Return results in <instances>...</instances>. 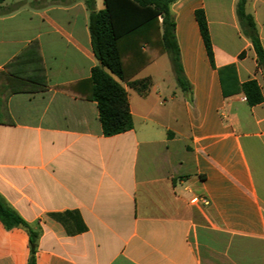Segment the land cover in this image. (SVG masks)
Here are the masks:
<instances>
[{
  "label": "crops",
  "instance_id": "obj_1",
  "mask_svg": "<svg viewBox=\"0 0 264 264\" xmlns=\"http://www.w3.org/2000/svg\"><path fill=\"white\" fill-rule=\"evenodd\" d=\"M94 1L104 9V0ZM238 2L171 6L191 90L144 74L169 56L161 31L153 32L140 43L148 63L120 81L133 129L110 137L92 99L99 61L87 0L2 3L0 70L37 41L47 78L43 90L12 93V123H0V197L38 232L35 264H264V71L242 32ZM246 12L264 50V0H247ZM147 78L145 94L129 85ZM251 80L263 96L253 106L242 89ZM12 85L0 77V93ZM30 257L28 229L0 221V264Z\"/></svg>",
  "mask_w": 264,
  "mask_h": 264
},
{
  "label": "trees",
  "instance_id": "obj_2",
  "mask_svg": "<svg viewBox=\"0 0 264 264\" xmlns=\"http://www.w3.org/2000/svg\"><path fill=\"white\" fill-rule=\"evenodd\" d=\"M6 0H0V6ZM178 0H104V9L95 10V1L87 0L90 10L89 30L93 52L99 64L92 69V99L97 102L103 135L106 137L121 134L133 129L128 96L121 82L128 81L147 63L146 53L140 43L153 32L161 31V44L169 56L178 85L190 91L180 58L176 39V23L171 6ZM247 0H239L237 13L242 32L251 40L257 55L259 68L264 71V50L252 15L246 12ZM200 32L210 58L214 61L212 40L204 10L195 13ZM131 41H128V38ZM127 41L125 42V40ZM31 65L32 74L27 75L11 69L13 66ZM13 82L5 93H0V123H12L7 101L12 93L39 91L47 87V78L40 46L32 42L6 67L0 70ZM151 84L149 78L130 82V87L145 94ZM242 89L250 105L263 100L261 89L255 80L243 84ZM0 221L7 227L22 226L30 235L31 257L29 264H35L38 232L0 197Z\"/></svg>",
  "mask_w": 264,
  "mask_h": 264
},
{
  "label": "rangeland",
  "instance_id": "obj_3",
  "mask_svg": "<svg viewBox=\"0 0 264 264\" xmlns=\"http://www.w3.org/2000/svg\"><path fill=\"white\" fill-rule=\"evenodd\" d=\"M9 1H24V0H9ZM149 72L152 75H158L160 79H165V82L173 81L175 79V74L173 70V66L169 56L164 55L152 68L146 71L144 74Z\"/></svg>",
  "mask_w": 264,
  "mask_h": 264
},
{
  "label": "built area",
  "instance_id": "obj_4",
  "mask_svg": "<svg viewBox=\"0 0 264 264\" xmlns=\"http://www.w3.org/2000/svg\"><path fill=\"white\" fill-rule=\"evenodd\" d=\"M202 202L203 204H208V200L207 199H205V198H203V199H200V198H193L192 200H191V202L192 203H198V202Z\"/></svg>",
  "mask_w": 264,
  "mask_h": 264
}]
</instances>
